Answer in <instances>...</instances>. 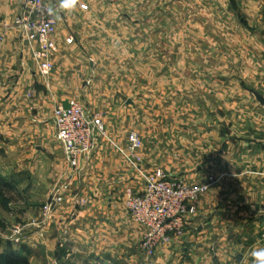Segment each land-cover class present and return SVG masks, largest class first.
I'll list each match as a JSON object with an SVG mask.
<instances>
[{
	"label": "crops",
	"instance_id": "1",
	"mask_svg": "<svg viewBox=\"0 0 264 264\" xmlns=\"http://www.w3.org/2000/svg\"><path fill=\"white\" fill-rule=\"evenodd\" d=\"M90 1L80 0L72 11L59 8L54 68L46 79L10 26L19 1L0 0V156L7 155L14 166H21L22 160L32 176L30 186L39 182L56 189L68 182L66 202L53 218L60 231L69 234L60 239V248L68 245L64 250L82 259L89 254L96 264H117L115 258L121 255L113 252L122 254L128 247L136 252L142 233L125 208L124 189L142 191V182L125 158L103 142L73 171L54 138L52 120L56 105L75 99L88 111L101 113L107 125V99L101 98L106 90L85 84L94 66L80 45L87 39L82 34L89 25L85 16L93 10ZM199 1L189 7L201 13L199 35L190 31L185 43L190 55L193 45L195 54L209 64L200 73L192 68L190 72L201 77V92L213 94L204 98L218 112L210 119L200 115L199 128L183 136L187 149L169 147L165 153L154 143L147 148L139 134V154L148 170L161 168L171 178L210 185L183 235L160 247L153 264H253L250 250L264 248V103L254 94L264 99L262 85L256 82L264 71L253 66L264 53V0ZM197 21L191 16L190 28ZM69 36L71 43L66 42ZM241 59L248 68L240 66ZM131 257L135 260L134 254Z\"/></svg>",
	"mask_w": 264,
	"mask_h": 264
},
{
	"label": "rangeland",
	"instance_id": "2",
	"mask_svg": "<svg viewBox=\"0 0 264 264\" xmlns=\"http://www.w3.org/2000/svg\"><path fill=\"white\" fill-rule=\"evenodd\" d=\"M198 1H90L93 10L85 14L89 25L82 34L87 39L80 45L94 66L85 84L107 91L101 97L107 99L105 125L116 141L123 143L130 131H137L147 148L154 143L165 153L169 147L183 151L189 143L183 136L190 129L199 128L200 115L207 114L210 119L218 112L204 98H213V94L205 89L201 92V77L190 72V68L200 73L201 68L209 67L199 52L195 54L193 45L191 56L189 44L185 43L190 31L193 33L195 29L199 35L201 13L189 11L190 4ZM191 16L192 20L197 17L196 27L193 23V27L189 26ZM245 60L241 59L239 64L246 69ZM253 66L264 71V53ZM220 69H226V64L220 65ZM256 82L264 90V75L257 76ZM11 161L7 155L0 156V175L12 186L0 196V254L18 251L31 264H96L89 254H83L82 259L71 250H64L68 245L60 248V239L69 238V234L61 232L53 220L56 212L47 223L40 215L42 205L54 189L41 187L39 182L30 186L32 176L25 172L22 160L21 166L17 163L14 166ZM166 173L170 172L166 170ZM35 177L39 181L40 176ZM139 241L134 246L136 252H130L132 247L122 254L113 252L121 255V259L115 258L117 264H134L136 259L147 264L138 251Z\"/></svg>",
	"mask_w": 264,
	"mask_h": 264
},
{
	"label": "built area",
	"instance_id": "3",
	"mask_svg": "<svg viewBox=\"0 0 264 264\" xmlns=\"http://www.w3.org/2000/svg\"><path fill=\"white\" fill-rule=\"evenodd\" d=\"M18 1V11L10 26L16 31L21 46L38 63L40 74L47 79L54 68L51 55L57 50L60 5L52 0ZM81 5H84L82 9H87L85 4ZM72 41V36L66 38L67 43ZM52 120L54 138L61 144L66 163L73 171H77L80 161L103 142L120 153L130 171L138 176L142 191L126 186L123 198L127 212L142 229L138 251L145 263L151 264L160 247L183 235L210 183H189L171 178L161 168L148 170L139 154L142 140L138 132L130 131L126 144L116 141L109 134L103 115L89 112L75 99L69 100L67 105H56ZM261 174L264 176V172ZM69 189V183L65 182L47 196L40 209L44 222H49L64 206Z\"/></svg>",
	"mask_w": 264,
	"mask_h": 264
},
{
	"label": "trees",
	"instance_id": "4",
	"mask_svg": "<svg viewBox=\"0 0 264 264\" xmlns=\"http://www.w3.org/2000/svg\"><path fill=\"white\" fill-rule=\"evenodd\" d=\"M12 186L0 175V196ZM0 264H31L28 259L18 251H8L0 254Z\"/></svg>",
	"mask_w": 264,
	"mask_h": 264
},
{
	"label": "clouds",
	"instance_id": "5",
	"mask_svg": "<svg viewBox=\"0 0 264 264\" xmlns=\"http://www.w3.org/2000/svg\"><path fill=\"white\" fill-rule=\"evenodd\" d=\"M60 7L64 10L72 11L80 0H59ZM84 5H81L83 7ZM249 255L252 257L253 264H264V248L253 246Z\"/></svg>",
	"mask_w": 264,
	"mask_h": 264
},
{
	"label": "water",
	"instance_id": "6",
	"mask_svg": "<svg viewBox=\"0 0 264 264\" xmlns=\"http://www.w3.org/2000/svg\"><path fill=\"white\" fill-rule=\"evenodd\" d=\"M255 94V97H256V99L260 102V103H264V99H263V97L262 96H260L259 94H257V93H254Z\"/></svg>",
	"mask_w": 264,
	"mask_h": 264
}]
</instances>
